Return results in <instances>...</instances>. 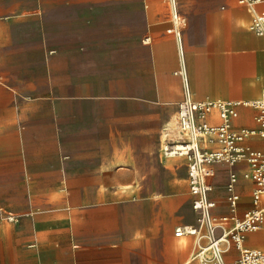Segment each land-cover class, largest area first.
Instances as JSON below:
<instances>
[{"label": "crops", "instance_id": "crops-1", "mask_svg": "<svg viewBox=\"0 0 264 264\" xmlns=\"http://www.w3.org/2000/svg\"><path fill=\"white\" fill-rule=\"evenodd\" d=\"M251 18L237 0H0V264H202L207 239L177 233L199 226L189 159L165 146L186 137L185 76L196 99L263 94ZM230 170L209 178L214 215L232 214Z\"/></svg>", "mask_w": 264, "mask_h": 264}, {"label": "built area", "instance_id": "built-area-1", "mask_svg": "<svg viewBox=\"0 0 264 264\" xmlns=\"http://www.w3.org/2000/svg\"><path fill=\"white\" fill-rule=\"evenodd\" d=\"M237 1L252 13L250 30L264 36V11L257 8L262 0ZM170 3L175 14L177 0H170ZM245 108L253 109V125L236 124ZM176 128L186 137L168 142L165 151L168 155L188 157L191 190L196 196L194 208L200 213L199 226L179 227L177 233H191L207 239L197 252L202 264H264V248L246 245L249 233L264 235V147H257L251 141L264 140V92L251 100L196 99L185 76L184 96L178 102ZM220 165L231 168L226 185L231 215L213 213L217 202L210 196L214 186L209 183V178L217 173ZM240 170H244L245 180L253 182V206L242 217L237 215L242 196L239 190ZM229 220L234 221L233 227L225 226L218 234L219 225ZM224 236H231L240 251V257L233 262L225 259Z\"/></svg>", "mask_w": 264, "mask_h": 264}, {"label": "rangeland", "instance_id": "rangeland-1", "mask_svg": "<svg viewBox=\"0 0 264 264\" xmlns=\"http://www.w3.org/2000/svg\"><path fill=\"white\" fill-rule=\"evenodd\" d=\"M254 33H256V32H254ZM256 34H258V33H256ZM202 96H204V95H197L196 97H202ZM178 109V108H177ZM247 115H249V113H247ZM218 190H220L221 192H222V195L224 196L226 193H225V189H219L218 188ZM224 225V224H223ZM228 224H226V225H224V227L226 226L227 228H228V226H227ZM229 228H231V227H229ZM218 231V230H217ZM222 233V231H218V234H221ZM230 238V240H231V242L233 241L232 240V238H231V236L229 237ZM250 241H252L253 243H264V238H259V237H256V236H252L251 238H250ZM223 245V248H225V244L223 243L222 244Z\"/></svg>", "mask_w": 264, "mask_h": 264}, {"label": "bare ground", "instance_id": "bare-ground-1", "mask_svg": "<svg viewBox=\"0 0 264 264\" xmlns=\"http://www.w3.org/2000/svg\"><path fill=\"white\" fill-rule=\"evenodd\" d=\"M198 93H199V92L194 88V92H193L192 94H193V95H194V94L197 95ZM223 239L225 240V241L223 242L224 244H226L228 241H230V238H229V237H225V236H224Z\"/></svg>", "mask_w": 264, "mask_h": 264}]
</instances>
